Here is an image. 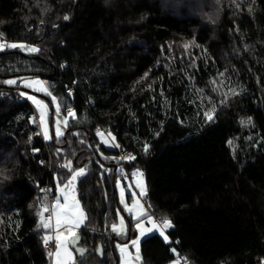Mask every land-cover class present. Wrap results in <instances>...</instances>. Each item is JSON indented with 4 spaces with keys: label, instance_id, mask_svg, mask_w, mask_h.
I'll use <instances>...</instances> for the list:
<instances>
[{
    "label": "trees",
    "instance_id": "1",
    "mask_svg": "<svg viewBox=\"0 0 264 264\" xmlns=\"http://www.w3.org/2000/svg\"><path fill=\"white\" fill-rule=\"evenodd\" d=\"M170 9L167 0H0V33L40 49L0 51V82L39 75L77 114L57 144L36 135L28 100L0 95V264H52L37 230L39 185L54 197L69 159L87 168L77 192L88 252L78 264L119 263L117 209L133 226L120 166L143 172L151 213L174 225L169 242L142 240V264L173 261V248L193 264H264V0H224L213 27ZM102 128L135 160H119Z\"/></svg>",
    "mask_w": 264,
    "mask_h": 264
},
{
    "label": "snow or ice",
    "instance_id": "2",
    "mask_svg": "<svg viewBox=\"0 0 264 264\" xmlns=\"http://www.w3.org/2000/svg\"><path fill=\"white\" fill-rule=\"evenodd\" d=\"M64 19L67 20L68 17L65 16ZM0 37H3V33H0ZM187 46L188 45L186 44L185 47ZM6 48L20 49L21 51L28 53H38L40 51V49L35 46L0 42V51L5 50ZM221 75H223V73H221ZM0 83L30 89L35 93H41L50 97V101L54 106L53 117L55 142L57 144L62 142L66 130L71 127L70 121H76L77 114L69 104L53 95L52 91H50V86L46 81L39 78L20 77L18 79H10ZM232 94H236L235 89L232 90ZM0 95H3V93H0ZM19 96L29 100L32 105H34L36 115L30 117V123L36 125L39 129L36 135L42 136L45 141H52L53 135L49 130V104L45 102V100L38 98L36 95H30L24 91H20ZM71 96L72 93L69 90L68 97L71 98ZM214 112L215 108L213 107L211 112L204 113L208 121L213 119ZM240 123L243 126H249L252 121L251 118H248L246 120H241ZM96 134L101 138V142L105 145L115 148L120 147L118 143H115V137L112 136L110 132L106 137L101 130L97 129ZM31 140L32 137H29L28 142L31 143ZM227 143L230 146L233 145V141L231 140ZM142 150L147 154L149 146L144 145ZM55 151L56 155H59L61 149L57 148ZM233 152H235V148H233ZM135 158V156L129 154L127 156L119 157V160L132 161L135 160ZM60 167L65 169L68 175L67 177L57 179L56 194L50 206L48 203V197L51 189H41V192L44 195L39 200L40 210L37 212L39 219L37 230L43 232L41 240L45 248H47L50 242H54L55 251L47 253L48 257L52 260V264H78L77 257H80V259L83 260L88 252V249L80 245L81 237L79 235V230L82 226H85L88 216L78 198L77 192V183L85 177L87 168H75L70 159L61 164ZM101 167L103 168V165H101ZM105 171L110 170L105 169ZM119 172L121 175H125L123 168H120ZM131 175L135 178V188L139 190V197H137L135 191H132L133 186L129 184L128 190L131 194L130 204L126 201L125 187L120 183L119 179L116 181V185L119 188V202L123 205V210L131 217L134 225V238L128 240V227L125 218L119 214L120 209H117L118 222H113L109 226L111 233L115 234L122 240H128V243H116L115 245L116 250L119 253L120 264H141V239L148 234L155 233L159 237H162L164 242H169V236L165 233L167 229L174 227L171 219L165 216L158 220L151 215L150 212L145 209V205L141 203V199L147 196V187L143 178V172L137 170ZM148 207L150 209L151 206L149 205ZM46 213L47 215H45ZM145 223L150 226L145 227ZM130 248L134 249V252L129 251ZM97 251L102 250L98 249ZM172 251L175 252L176 250L173 248ZM177 264H179V261H177Z\"/></svg>",
    "mask_w": 264,
    "mask_h": 264
},
{
    "label": "rangeland",
    "instance_id": "3",
    "mask_svg": "<svg viewBox=\"0 0 264 264\" xmlns=\"http://www.w3.org/2000/svg\"><path fill=\"white\" fill-rule=\"evenodd\" d=\"M9 43H16V44H24V45H26V46H35V45H33V44H30V43H26V42H22V41H15V42H13V41H11V42H9ZM36 47V46H35ZM28 53V52H27ZM25 78H39V79H41V80H43V81H46L47 82V84L50 86V91H52V89H51V83H50V81L48 80V79H46V78H43V77H41V76H33V75H29V76H24ZM18 78H20V77H14V78H11V79H18ZM10 80V79H9ZM24 90L28 93V94H30V95H36L38 98H40V99H43V100H45V102H47L48 104H49V109H50V115H49V130H50V133L54 136V117H53V115H52V113H53V111H54V106L51 104V101H50V97H47V96H45V95H43V94H41V93H35V92H33L32 90H30V89H26V88H24ZM52 93H53V95H54V92L52 91ZM55 96V95H54ZM30 102V101H29ZM31 103V102H30ZM32 104V103H31ZM33 107H34V105H33ZM34 110H35V108H34ZM63 111V110H62ZM205 112H209L208 110H206L205 109ZM104 134H105V136L107 137V134L109 133V130L108 131H105V130H101ZM42 137V136H41ZM100 138V137H99ZM101 139V138H100ZM34 150V152H35V149H33ZM121 168V166L119 167V169ZM124 169V168H123ZM137 170H133L132 172H130V173H128V172H125V170H124V173H125V175H121L118 179H119V181H120V183L125 187V197H126V201L130 204L131 203V194H130V192H129V190H128V185L129 184H131L133 187H132V191H135L136 192V195H137V197H139V190L138 189H136L135 188V178L131 175L132 173H134V172H136ZM125 176H126V178H125ZM143 178H144V180H145V177H144V174H143ZM147 187V186H146ZM147 195H148V188H147ZM118 196H119V188H118ZM146 198H147V196L146 197H143L142 199H141V203H143L144 205H145V209L146 210H148L149 212H150V214L151 215H153L155 218H157L154 214H152L151 213V210L149 209V207H148V204L146 203ZM53 201V200H52ZM122 207H123V205H121ZM127 213V212H126ZM128 214V213H127ZM121 216H123L124 218H125V222H126V224H127V227H128V237H129V239L128 240H130V239H132V238H134V235H132L131 237H130V232H131V229L133 230V227H134V225L131 227V224L129 223V221H128V218H127V216L124 214V213H121ZM158 219V218H157ZM159 220V219H158ZM150 225H148L147 223H145V227H149ZM168 230V229H167ZM167 230H166V235H168L169 236V234H168V232H167ZM136 234H138V233H136ZM152 234H154V233H152ZM148 235H150V234H148ZM147 235V236H148ZM145 238V237H144ZM144 238H142L141 239V242H140V255H141V258H142V253H141V243H142V240L144 239ZM169 239H170V237H169ZM128 240H119V239H117L116 241H115V245H116V243H128ZM84 247V246H83ZM116 248V247H115ZM176 250V249H175ZM54 251H55V249H54ZM129 251H133L134 252V249H132V248H130L129 249ZM176 252H177V258L176 259H174L173 261H170L169 263H167V264H177V261H179V264H186L187 263V260H186V258H185V256H184V254H182V253H180L179 251H177L176 250ZM117 253H118V251H117ZM118 258H119V253H118ZM191 260V259H190ZM192 261V260H191ZM118 264H120V259H119V263ZM141 264H142V260H141Z\"/></svg>",
    "mask_w": 264,
    "mask_h": 264
},
{
    "label": "clouds",
    "instance_id": "4",
    "mask_svg": "<svg viewBox=\"0 0 264 264\" xmlns=\"http://www.w3.org/2000/svg\"><path fill=\"white\" fill-rule=\"evenodd\" d=\"M105 7H110L114 0H101ZM174 14L193 16L213 27L219 23L224 0H167Z\"/></svg>",
    "mask_w": 264,
    "mask_h": 264
},
{
    "label": "built area",
    "instance_id": "5",
    "mask_svg": "<svg viewBox=\"0 0 264 264\" xmlns=\"http://www.w3.org/2000/svg\"><path fill=\"white\" fill-rule=\"evenodd\" d=\"M0 42H4V43H9V39L5 36V35H3V37H0ZM20 91H24V92H26L25 90H24V88H22V87H19V86H12V87H10L7 91H4L3 92V96H7V95H14V96H16L18 99H21V100H27V99H25V98H22V97H20L19 96V92ZM29 101V100H28ZM34 108V107H33ZM33 115H36V112H35V110H34V112H33V114L31 115V116H33ZM36 126V125H35ZM37 127V126H36ZM102 130H105V131H108V129H106V128H102ZM38 131H39V129H38ZM37 131V132H38ZM37 136H40V135H37ZM118 150H119V154H120V157L121 156H127V155H129V154H131L130 153V151H129V149L128 148H117ZM40 151V148H35V152L36 153H38ZM123 162H125L126 160H122ZM39 187L40 188H42V189H51V192L49 193V199H50V205H51V203H52V200H53V196H52V193H53V189H52V187H51V185L50 184H43V185H39ZM47 215V214H46ZM47 248L48 249H50L51 251H54V242H50L49 244H48V246H47ZM185 256V258H186V260H187V263L186 264H193V262L189 259V258H187L186 257V255H184Z\"/></svg>",
    "mask_w": 264,
    "mask_h": 264
},
{
    "label": "crops",
    "instance_id": "6",
    "mask_svg": "<svg viewBox=\"0 0 264 264\" xmlns=\"http://www.w3.org/2000/svg\"><path fill=\"white\" fill-rule=\"evenodd\" d=\"M146 201V200H145Z\"/></svg>",
    "mask_w": 264,
    "mask_h": 264
}]
</instances>
